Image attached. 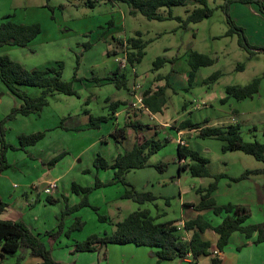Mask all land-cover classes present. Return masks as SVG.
I'll return each mask as SVG.
<instances>
[{
	"label": "rangeland",
	"instance_id": "1",
	"mask_svg": "<svg viewBox=\"0 0 264 264\" xmlns=\"http://www.w3.org/2000/svg\"><path fill=\"white\" fill-rule=\"evenodd\" d=\"M95 1L90 7L85 0H0V23L5 15L12 14L11 20L39 23L42 29L29 46L3 45L0 55H8L27 69L60 61L62 79L70 82L76 92L75 95L49 96L48 103L39 112L9 117L12 108L18 107L21 100L11 96L0 80V127L1 124L3 127L0 131L6 143L15 147L6 150L10 166L0 172V193L8 206L6 216L23 221L50 250L52 258L64 260V263L195 264L180 258L158 261L152 249L134 244H108V248L99 253L73 252V245L92 234L102 236L112 232L115 222L138 208L149 209L153 216L165 211L157 221L176 220L178 223L189 217L183 212L182 202L198 203L201 194L198 190L206 188L218 174L227 175L217 180L218 190L211 193L218 205L243 195L250 180L233 181L229 176H238L246 169L263 168V162L240 150L222 152V141L201 138L197 130L186 129L180 136L176 132L183 120L209 126L237 123L244 141L257 139L264 143V14L258 12L254 4L236 2L225 10L222 0H207L212 15L197 23L184 24L187 11L196 5L161 7L159 13L171 17L150 20L140 13L129 14L125 3ZM228 17L241 30L233 28L231 35H226L230 28ZM137 35L146 42L144 55L133 68L128 64L121 70L116 58L123 56L124 49L127 52V38ZM191 51L209 56L213 63L199 67L189 81ZM157 57L166 58L158 68L154 65ZM240 63L243 68H239ZM115 71L125 74L128 89L117 88L113 82L104 80ZM214 72L220 73L217 79L207 80ZM256 76L260 77V85L253 97L220 101L227 85H245ZM133 83L150 91L165 86L166 102L162 111L155 115L133 112L135 117L139 116V123L152 125L147 124L137 131L129 127L127 140L120 144L110 133L116 122L110 117L109 105L110 101L132 99L129 88ZM22 90L30 96L40 94L37 87L22 86ZM126 107L123 105L120 109ZM89 115L105 116L107 121L95 128L90 125ZM163 121L170 125L156 124ZM116 126L121 125L114 128ZM37 131L44 132L42 139L34 145L20 147L19 135ZM138 136L169 139L148 159L151 165L167 163L165 171L147 166L125 174L126 181L136 190L150 191L157 197L144 204L120 197L125 186L119 182L110 183L114 174L112 168L97 170L93 166L97 154L111 163L116 155L130 149ZM177 138L185 140L187 147L208 160L211 176L193 177L187 170H179ZM61 153L62 158L52 167L48 166L47 162ZM54 166V172L67 168L69 171L56 183L57 201L49 203L43 192L46 184L32 181L38 175L46 178L45 172ZM253 177L264 176L255 174ZM96 180L102 185L89 192L88 205L69 210L82 198L81 194L71 191L72 182L93 187ZM26 200L36 202L28 207ZM98 215L107 216L108 220L101 221ZM202 215L214 224L222 220L221 215H214L211 210H205ZM77 219L82 223L80 227ZM263 220L264 215L255 207L253 219L247 222ZM48 232L56 237L52 242ZM253 249L255 264L259 257L264 260V256H258ZM28 254L29 250L19 249L0 259V264H24ZM208 259L200 257L198 264H206Z\"/></svg>",
	"mask_w": 264,
	"mask_h": 264
},
{
	"label": "trees",
	"instance_id": "2",
	"mask_svg": "<svg viewBox=\"0 0 264 264\" xmlns=\"http://www.w3.org/2000/svg\"><path fill=\"white\" fill-rule=\"evenodd\" d=\"M111 2L125 3L129 8V14H142L147 19H163L169 16H163L159 13L161 7L184 6L188 4L196 5L188 10L184 24L197 23L204 18L212 15V9L207 6V0H108ZM225 10L233 3L254 4L257 11L264 14L263 0H222ZM95 0H85V3L93 7ZM12 14L5 15L0 23V47L3 45H11L17 47H27L41 33L42 29L39 23H20L11 20ZM230 24L226 35H231L233 28L236 27L231 18L228 17ZM122 43V40L118 41ZM242 44V39H239ZM144 42L139 35L127 38V57L129 62L134 65L140 62L144 55ZM247 46V43H246ZM110 55V53H109ZM166 58L157 57L154 61L156 68L160 67ZM213 63V59L209 56L191 51L189 54L190 71L188 73L189 81L193 80L195 72L201 66H209ZM243 63L239 64V68H243ZM219 72L212 73L207 80L213 81L219 76ZM0 80L6 87L8 93L21 100L18 107H13L9 117L15 115L28 116L31 113L39 112L47 103V98L55 94L75 95L76 92L72 88L70 82L62 79V63L55 61L42 67L32 69L25 68L19 62L12 60L8 55H0ZM107 82H113L117 88L127 87V79L124 73L115 71L111 76L104 78ZM206 81V80H205ZM260 77H254L245 85H227L224 88V97L221 102L224 103L228 98L242 100L253 97L259 91ZM22 86L37 87L40 94L30 96ZM165 86H160L154 91L144 90L142 101L144 105L152 113L161 112L166 99L164 97ZM128 105L127 101H112L109 108L111 116L114 118L117 110ZM128 113V112H127ZM90 125L97 128L100 122L107 121L105 116L94 117L89 115ZM96 122V123H92ZM146 125L139 123L137 119H127V122L121 126H116L111 132V136L116 143L122 144L127 139V128L134 130L142 129ZM2 124L0 129H2ZM67 129V128H66ZM183 129L197 130V136L201 138H215L223 142L221 151L240 150L246 154L252 155L256 160L264 163V143L257 139L252 141H244L240 135L239 125L229 123L222 125H199L183 120L179 123L177 131ZM156 135V133H155ZM44 137V132L37 131L30 134H21L18 136L20 147L30 146L37 143ZM169 141L168 138L155 139L154 137L138 136L132 147L122 154L116 155L111 163H108L104 157L97 154L93 160V166L97 169L112 168L114 170L113 182H119L125 186L121 198L132 200L138 204L150 202L157 197L150 191L136 190L125 179V174L133 169H141L147 166H154L159 172L165 171L167 163L159 162L151 165L148 162L149 156L159 150ZM8 147L15 149L13 145L6 143L2 130L0 131V172L7 169L10 165L6 158V150ZM178 160L187 159L182 165L178 166L179 170H187L193 177L211 176L207 168L208 160L201 156L200 153L186 145L177 144L176 147ZM62 154L52 157L48 162V166H53ZM51 166V167H52ZM255 174H263L264 167L257 169H246L240 175L229 178L233 181H240ZM226 174L215 175L214 181L206 188L198 190L200 200L197 204L192 205L197 211L210 209L215 215H222V220L217 224H212L205 220L201 215H197L193 219L183 221L184 230L189 232L188 239L184 238V234L177 228L176 220L157 221L158 218L165 215V211L152 215L147 208H138L130 212L122 220L114 223V230L102 236L92 234L85 240L76 242L73 245V252H98L103 250L108 244H134L136 246H145L154 250V254L158 261L173 260L176 258L183 259L187 253H190L191 259L196 262L199 257H210L209 264H222L221 259L217 255H212L209 251L210 241L202 236L205 230H210L218 235L216 240V248L222 251L228 244L230 235L233 232L242 233L246 238L251 237L254 233L256 238L254 243H264V220L259 223H248L249 213L246 206L239 204H223L218 205L211 193L217 187V180L226 177ZM102 183L96 180L93 187L82 186L76 182H72L71 191L81 194L82 198L77 204L73 205L69 210H76L81 206L88 205L87 195L91 190L101 186ZM50 196V195H49ZM47 195L46 201L54 203L57 199H53ZM187 206V203H183ZM7 204L0 197V216L5 211ZM99 220H108L107 216L98 215ZM76 224L80 227L82 223L77 219ZM61 231V228H60ZM60 233V232H59ZM49 241L54 240L53 233H47ZM19 249L29 250V255L38 257L42 260V264H73L62 263L54 260L50 254V250L45 247L40 238L34 234L30 228L21 220H6L0 217V258L15 254Z\"/></svg>",
	"mask_w": 264,
	"mask_h": 264
},
{
	"label": "crops",
	"instance_id": "3",
	"mask_svg": "<svg viewBox=\"0 0 264 264\" xmlns=\"http://www.w3.org/2000/svg\"><path fill=\"white\" fill-rule=\"evenodd\" d=\"M106 53L109 54L108 51ZM114 101H121V100H114ZM110 102H112V101H110ZM163 107H162V109H163ZM139 110L130 108L129 104L127 105L125 110H123V109L121 110L119 108L117 110V112L115 113V115H114V120H115L116 123H113L114 124L113 125V129H114L115 125H122L123 121H125L126 118L129 119V117H130V119H133V120L134 119H138L139 116L135 117L134 116L135 114H133V112H137V113L140 112L143 115H145L147 113V112L145 113V111H142V110L139 111ZM150 113H152V112H150ZM150 113H148V115ZM157 113H159V112H157ZM152 114L155 115V113H152ZM147 124H149V123H146L144 125H147ZM156 124H159V125H161L163 127H168L170 125L166 121H163L162 123H156ZM233 124H236V123H233ZM149 125H152V124H149ZM113 129H111V132L113 131ZM128 129L129 128H127V136L129 135ZM184 131H186V129L177 131L176 132L177 136H180V135L184 134L185 133ZM177 139H176V141H177ZM185 145H186V141H185ZM41 162H43V161H41ZM180 165H182V161L178 160V166H180ZM68 168L71 169L72 168L71 165H69ZM68 168L66 170H62L59 173L56 172V171L54 172L55 166L53 168H48V170L45 172L46 178H44L42 175H38V176H36V179L34 181H32V183H37L39 185L40 184L44 185V184H46L47 182H50V181H54V182L58 183V181L61 180V178L66 173H68V171H69ZM252 176H254V175H252ZM252 176L246 178V180H250L251 183H250V185L247 186L246 189L243 190V195L240 198H237L236 200L228 201V203H235V204L246 206L247 209H248V213H249V218L250 219H253V209L255 207H257V209L262 213V215H264V177H253L252 178ZM36 187L37 186H33V188H36ZM216 190H218V187L214 191H216ZM55 191L56 192L53 195H50L49 197H51L53 199H57L56 198V194H57L58 191H57V189ZM24 195L26 196V193H24ZM22 196H23V194H22ZM0 197H1L2 200H4L2 198L1 193H0ZM37 199H39V197ZM35 202H36V200H32V201L26 200L25 204L28 207H30L32 205L31 203H35ZM183 203H187V206H183ZM195 204H197V203L190 202V201H188V202L187 201H183L182 202L183 212L185 211L186 212L185 215H189L188 218L182 219V222L186 221L188 219H193L197 215H201L203 217L202 214H203V212L205 210L197 211L192 206V205H195ZM6 208H8V206ZM206 210H210V209H206ZM6 211H7V209H5V211L1 214L0 217L2 219H6V220H16L17 219V218H11V216L7 217L6 216ZM23 216H24V214H23ZM18 217H20V216H18ZM221 219H222V215H221ZM252 223H257V222L253 221ZM212 224H214V223H212ZM189 235H190V233L187 232L186 236L189 237ZM202 236L205 239L210 241L209 251L211 252L212 255L219 256V258L222 261V264H255V257H254V249L253 248L256 249L255 252L259 254L258 256H262V258L264 256V243H254V240L256 238V234L255 233L251 237L246 238L242 233L233 232L230 235V237H229L228 244L225 246V248L222 251H218L217 248H216V240L218 238V235L216 233H214V232H212L210 230H205L202 233ZM107 248L108 247H104L103 250H105ZM244 250H246V251H244ZM152 251L154 252V250H152ZM77 253H80V252H77ZM152 254H154V253H152ZM258 256H257V258H258ZM208 258H210V257H208ZM190 259H191V256H187V257H184L181 260L182 261H186V262L189 261L190 263L198 264V261H199L200 257L196 260V262H194V260H190ZM57 261L64 263V260H61V259H57ZM256 262H258L257 264H262V263H264V260H262L259 257V259H256ZM24 264H42V260L40 258H37V257H32V256H30L28 254V257L26 258ZM206 264H209V259H208V262Z\"/></svg>",
	"mask_w": 264,
	"mask_h": 264
},
{
	"label": "built area",
	"instance_id": "4",
	"mask_svg": "<svg viewBox=\"0 0 264 264\" xmlns=\"http://www.w3.org/2000/svg\"><path fill=\"white\" fill-rule=\"evenodd\" d=\"M123 51H124L123 56L121 57L120 55L116 58V61L119 63L118 64L119 69L122 70V69L127 68L128 64L133 68V65L128 60L127 52L125 51V49ZM143 92L144 90L142 89L141 85L133 83L129 88V94L132 96V99L128 100V104L130 108L132 109H138V110L140 109L142 111H145V112L148 111L147 113H150L149 109L144 105L142 101ZM177 142L180 145H185V141L183 139L179 138ZM181 161L183 162V159H181ZM56 188H57L56 182L50 181V182H47L46 185L44 186L43 192L49 196L55 192ZM176 225H177V228L183 232L184 238L188 239V236H186L187 232L184 230L183 222L179 221L178 223H176ZM190 255H191L190 253H187L186 257Z\"/></svg>",
	"mask_w": 264,
	"mask_h": 264
}]
</instances>
